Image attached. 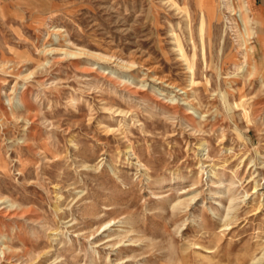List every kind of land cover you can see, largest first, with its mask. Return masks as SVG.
Instances as JSON below:
<instances>
[{
    "label": "rangeland",
    "instance_id": "rangeland-1",
    "mask_svg": "<svg viewBox=\"0 0 264 264\" xmlns=\"http://www.w3.org/2000/svg\"><path fill=\"white\" fill-rule=\"evenodd\" d=\"M223 1L0 0V264H264V19Z\"/></svg>",
    "mask_w": 264,
    "mask_h": 264
},
{
    "label": "crops",
    "instance_id": "crops-1",
    "mask_svg": "<svg viewBox=\"0 0 264 264\" xmlns=\"http://www.w3.org/2000/svg\"><path fill=\"white\" fill-rule=\"evenodd\" d=\"M249 10L264 19V0H247Z\"/></svg>",
    "mask_w": 264,
    "mask_h": 264
},
{
    "label": "bare ground",
    "instance_id": "bare-ground-1",
    "mask_svg": "<svg viewBox=\"0 0 264 264\" xmlns=\"http://www.w3.org/2000/svg\"><path fill=\"white\" fill-rule=\"evenodd\" d=\"M222 6H224V7H226V9L229 11V12H231V13H233V12H237V9L232 5V2H231V0H224L223 1V4H222ZM242 17V16H241ZM241 20H242V18H241ZM245 21V20H244ZM244 28V27H243ZM243 31V30H242ZM245 32V31H244ZM245 35V34H244ZM248 36V35H247ZM117 78V77H116ZM114 83V82H113ZM136 93V92H135ZM22 105H23V103H21ZM6 215H11L12 217L14 216H16L17 215V213H13V212H10V211H8V209H5V210H2V209H0V217H5ZM20 215V214H19ZM4 258V257H3ZM8 258V257H7Z\"/></svg>",
    "mask_w": 264,
    "mask_h": 264
}]
</instances>
